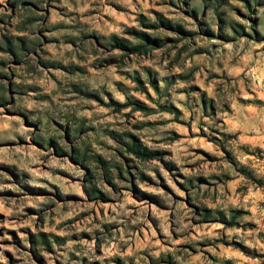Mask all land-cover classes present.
<instances>
[{"label":"rangeland","instance_id":"374dc122","mask_svg":"<svg viewBox=\"0 0 264 264\" xmlns=\"http://www.w3.org/2000/svg\"><path fill=\"white\" fill-rule=\"evenodd\" d=\"M105 3L117 15L135 17V24L118 20L100 6L99 0L0 3V108L5 109V115L22 116L26 125L36 130L34 145L57 157H66L84 172V195H65L55 184L46 180L39 183L47 187L30 184L28 172L15 165L0 164V171L8 177L0 176V183L18 189L5 188L0 191V198L16 200L17 206L37 197L51 198L38 208L14 209L12 215L0 211V245L4 246L0 248V264H50V258L51 264H249L250 260L264 264V141L248 130L257 123L258 114L249 112V119L245 120L238 107L264 106V99L258 95L264 89L253 91L250 87L264 69L257 70L255 55L249 60L241 51L242 47L247 49L241 44L242 39L264 43V0H148L155 6L149 7L147 14L140 0H132L131 6L123 0ZM44 4L47 6L42 7ZM53 11L63 20H54ZM40 12L44 15H37ZM233 13L247 23L235 19ZM66 20L73 23H65ZM109 25L122 31L109 32ZM211 40L217 43H205ZM61 42L72 45L81 63L71 62V52L58 56ZM120 43L130 48H123ZM140 44L145 45L141 52L132 50ZM50 45L57 46L56 54L49 50ZM161 49L165 51L160 64L168 61V75L164 76L151 64ZM89 54L97 57L92 67L117 68V74L124 77L116 82L119 90L142 95H128L127 102L121 104L105 88L96 90L80 79L69 81L73 98L96 99L122 115V122L97 128L88 120L74 124L70 114H65L67 123L31 119L36 112L17 106V96H26L29 91L44 92L38 84L17 81L42 76L47 69H59L68 77L89 75L83 65ZM183 57H187L190 66L174 72ZM52 80L60 83L56 76ZM178 82L186 86L175 87ZM44 95L52 99L47 93ZM180 95L186 99H175ZM157 112L171 114L174 121L146 122L137 115ZM170 122L187 127L190 138L199 136L208 142L190 149L197 159H165L174 153L152 146L182 140L185 134L179 128L165 133L164 140L147 142L146 129ZM193 124L198 133L191 132ZM86 133L95 134L96 140ZM2 143L11 145L15 141ZM19 143L27 141L19 138ZM134 145L148 155L135 153ZM154 160L186 193L184 198L175 196L159 168L152 165ZM150 171L155 176L149 175ZM54 172L73 182L79 179L69 171ZM148 187L160 188L173 198L170 201L148 191ZM122 191L131 192L139 206L129 205L131 215L110 221L119 209L113 212L102 205L115 207ZM178 202L185 207L179 209ZM89 203L97 207L89 210L85 207ZM69 204L78 211L71 218L61 219L55 210L64 205L66 212ZM10 206L6 204V208ZM154 210L169 213L170 234L163 232ZM180 219L190 225L184 231L179 230ZM61 231L66 234L61 235ZM152 231L156 232L154 237L148 235ZM129 233L133 243H121L113 253L103 249L106 240H128ZM93 239L95 246L88 250L87 244ZM69 241L74 242L71 250L65 247ZM156 241L160 242L159 249L145 246L155 245ZM157 251L159 254L153 255Z\"/></svg>","mask_w":264,"mask_h":264},{"label":"clouds","instance_id":"9594fccd","mask_svg":"<svg viewBox=\"0 0 264 264\" xmlns=\"http://www.w3.org/2000/svg\"><path fill=\"white\" fill-rule=\"evenodd\" d=\"M67 0H65V3ZM124 3L131 6L132 0H123ZM235 2V0H234ZM0 3H3V0H0ZM77 3H79V0H77ZM100 6L102 8H107V5L105 3V0H99ZM140 3L143 6V10L145 11V14H147V9L149 7H154V4H149L148 0H140ZM47 5L44 4L42 7H46ZM3 9H0V12H2ZM107 11L109 14H112L116 16V18L120 21H123L126 24H135V17L131 18H125L123 14L117 15L111 8H107ZM133 11H136L135 8H133ZM37 15H44L43 12L37 13ZM235 19L240 21L241 23H247L246 21L240 20V17L235 16V13L232 14ZM52 18L54 20H63V17H61L57 12H52ZM153 20H155V17H152ZM65 23H73L71 20L64 21ZM2 27V26H0ZM34 27H38V25H34ZM109 32H121L122 29L119 27H114L109 25L108 26ZM163 32V30H160ZM26 35V33H24ZM165 35H171V33H164ZM207 44H216L217 41L211 40L206 41ZM242 45H247V49L245 50L243 47L241 48V51H244V55L249 59H253V56L255 55L256 63H257V70L264 69V51H261V49H264V43H256L254 41H247L246 39L241 40ZM229 50H231L232 46H227ZM49 50L52 51L54 54L57 53V46L56 45H50ZM164 49H161L156 52V59L151 61V64L153 66H156L157 71L161 73V76L168 75L167 64L168 61L165 60L164 64H160V56L164 52ZM65 52H71V62L73 63H81V61L77 60L76 58V52L72 48V45L65 44L61 42L59 45V52L58 56L63 57ZM2 55V54H0ZM173 56H175V53H172ZM229 55H231V51H229ZM97 59V57L92 56L91 54L88 55L86 61L83 62V65L88 69L89 75H85L81 77L79 74L75 77H68L66 73L62 72L59 69H47L43 70V75L40 76L39 74L37 76H34L31 80L28 81H17L18 83H29V84H38L42 89H44V92H36V91H29L26 96H17L16 102L17 106H22L23 108L27 109L30 112H36L37 115H34L30 117L31 119H43L47 121L48 119L53 120H60L61 122L67 123L65 120V114H70L74 119L73 123L76 122L88 120L92 124L96 125L97 128L99 126L104 125L107 126L108 124H116L123 121V116L116 114L113 112L112 108L107 107L105 105H101L98 100L96 99H81L79 97H75V93L72 90L71 84L69 81H75L78 82L80 79L85 80L86 82L90 83L93 88L96 90H99L101 87L105 88L109 93H111L112 97L118 101L121 104H124L127 102L128 95L132 96H139L142 95L141 93L137 92H129L125 93L124 91L119 90L116 87L117 81H123L124 77L117 74V68L115 66H112L110 68L106 69H100V68H94L92 67L93 61ZM181 65L183 67H181ZM190 66V62L188 61L187 57H183L179 62L177 66H174L173 71L174 72H182L184 68ZM127 70V69H125ZM250 75H254V73H249ZM52 76H56L57 79L60 81L58 84L56 81L52 80ZM259 81V82H257ZM6 83V82H4ZM186 85L184 83L178 82L175 87L183 88ZM134 87V86H133ZM161 87L163 88L164 85L161 83ZM253 91H255L257 88L264 89V72H261V75L259 77H256L255 80H253V83L250 85ZM45 93L49 97H52V99L45 98ZM260 95L261 99H264V91L258 93ZM105 101L107 102V97H104ZM177 100H185L186 97L184 95H180L175 97ZM177 107H181L180 105H177ZM241 112L244 114V119L248 120V113L254 112L258 114V121L257 123H253L251 127L248 129L249 131H254L257 133V137L259 140L264 141V106L259 105H238ZM127 111V110H126ZM198 112V110H197ZM5 109L0 108V164H7V165H15L18 168H20L23 171H26L31 176V179L28 181L30 184H38L40 187H47V184L39 183L42 180H46L49 183L55 184L57 187L61 189V191L65 195L69 194H78L83 196V176L84 172L80 169H78L75 165L70 163V161L66 157H57L52 154L51 151H44L41 147L36 146L32 143L33 140V134L36 133V130L34 128H30L26 125L25 119L22 116L19 115H5ZM139 118L143 121H150V122H156V121H174V117L166 112H157L156 114L151 115H145L143 113L137 114ZM199 121V113L197 115V122ZM220 127H224L223 124L220 125ZM181 129L182 133H184V138L182 140H179L175 143H161L152 145L153 147H160V148H168L173 153V157H164L165 159H179L181 157H192L193 160L197 159L196 154L194 151H190V149H195L200 146L201 143L208 144L206 140H201L199 136L190 138L189 129L185 127L184 125H181L176 122H170V123H163L160 124L158 127L153 129H146L145 135L147 142L151 144L153 140H164L165 133H169L175 129ZM191 132H199V129L196 127V124H193L191 127ZM86 135H91L93 137V141L96 140V135L93 133H86ZM19 138H23L27 141V143L21 145L19 143ZM101 139H106L107 143L112 144L113 141L110 139H107L106 137L101 136ZM3 141H15L14 144H6L2 143ZM152 165L159 168L160 172L165 177L168 185L173 189V192L175 193L176 197L184 198L186 196V193L181 190L170 178V173L167 172L164 167L159 163L158 160H154L151 162ZM60 170V171H69L71 175H74L75 177H78L75 182L72 180H69L65 177H61L59 175H56L54 170ZM186 172L188 170H185ZM149 175L155 176V172L150 171ZM0 176H3L5 178H8L6 174L2 171H0ZM13 188V190H18L13 185H6L3 183H0V191L4 190L5 188ZM148 191L156 193L158 195H163L170 201L172 200V196L170 194L164 193L162 189L156 188V187H148ZM51 198L49 197H37L34 199H30L27 201V204L25 205L24 201L20 202V205L17 206L16 200H10L6 201L3 198H0V211L6 212L8 215L13 214L14 209H21L24 206H30L34 208L40 207L42 204L49 203ZM119 203L113 207L111 205H102L103 207L110 208L113 212H117V209L119 211L117 212L116 216H113L110 218L111 220H117V217L120 215L123 216H129L131 215V212L129 210V205H136L139 206L137 201L132 198V193L129 191H122L120 196L118 197ZM6 204L11 205L10 207L6 208ZM178 208L183 209L185 205L182 202H178ZM64 205H59L57 209L55 210L57 212V215L61 219H67L74 216V214L78 211L74 205L69 204L68 210L66 212L63 211ZM89 210H93L97 207V205L94 204H87L85 206ZM156 216L160 220V227L163 230V232L167 235L170 234V228L171 224L169 222V213L167 212H161L154 210ZM107 215V213H105ZM91 222V219H89V223ZM119 223H123V221H117ZM180 224V231L186 230L190 225H186L183 222V219H180L177 221ZM57 223H60V219L57 220ZM93 227H97L96 225H93ZM149 228L152 227L151 224L148 225ZM53 230V229H49ZM91 231V229H88ZM61 235L66 234L65 232L61 231ZM129 239L124 240L123 237L120 238V240H116L115 238L113 240H106L104 244L102 245L103 249L108 253L116 252L119 248L121 243H124L125 245H129L133 243L132 234H128ZM150 237H154L156 235L155 231H152L148 233ZM5 239H11L10 237H3ZM95 239L91 241V243L87 244L88 250H91L95 246ZM74 242L69 241L68 244L65 246L68 250H71L73 248ZM145 246L147 247H156L159 249L161 247L160 242L156 241L155 245H152L151 243H146ZM3 245H0V248H3ZM261 247H264L262 245ZM15 251V249H9ZM159 252H154L153 255H158ZM47 255V254H46ZM62 255L66 256L67 253H62ZM79 255V253H78ZM243 258V257H242ZM3 257L0 255V260H2ZM247 259V258H245ZM6 264V261L4 262ZM50 264H51V258H50ZM73 264H76V262H73ZM139 264V261L137 262ZM187 264H192L191 261H188ZM209 264L211 262L209 261ZM249 264H260L259 260H250Z\"/></svg>","mask_w":264,"mask_h":264},{"label":"trees","instance_id":"16d2710c","mask_svg":"<svg viewBox=\"0 0 264 264\" xmlns=\"http://www.w3.org/2000/svg\"><path fill=\"white\" fill-rule=\"evenodd\" d=\"M153 43H157V42L153 41ZM120 46H122L123 48H126V49L130 48L128 45H126L124 43H120ZM144 47H145L144 44H140V45H137V46L131 47V48H132V50H136L138 52H141V50L144 49ZM133 150H134L135 153L140 154L141 156H147L148 155L146 150L145 151H140L139 147L136 146V145H134V149ZM150 154H152V153H150Z\"/></svg>","mask_w":264,"mask_h":264}]
</instances>
